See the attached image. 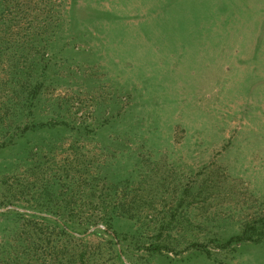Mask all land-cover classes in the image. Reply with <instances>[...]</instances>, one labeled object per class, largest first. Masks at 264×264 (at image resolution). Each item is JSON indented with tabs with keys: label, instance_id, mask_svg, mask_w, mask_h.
<instances>
[{
	"label": "rangeland",
	"instance_id": "rangeland-1",
	"mask_svg": "<svg viewBox=\"0 0 264 264\" xmlns=\"http://www.w3.org/2000/svg\"><path fill=\"white\" fill-rule=\"evenodd\" d=\"M0 264H264V0H0Z\"/></svg>",
	"mask_w": 264,
	"mask_h": 264
},
{
	"label": "trees",
	"instance_id": "trees-1",
	"mask_svg": "<svg viewBox=\"0 0 264 264\" xmlns=\"http://www.w3.org/2000/svg\"><path fill=\"white\" fill-rule=\"evenodd\" d=\"M111 219L110 217L106 216V215H102V214H97V215H90L89 217L85 218L83 220V222L79 223V226H81L83 229H85L84 234H87L88 229L91 227H95L100 223H104L106 224V226H108V228H111ZM60 224H62L61 221H59ZM113 234H117V233H113ZM243 237L239 236V237H235L232 239V241L235 240H242ZM195 247H200V245L196 244L194 245ZM166 247L160 246V245H156L154 247L151 248L153 253H159L162 254L164 252Z\"/></svg>",
	"mask_w": 264,
	"mask_h": 264
}]
</instances>
